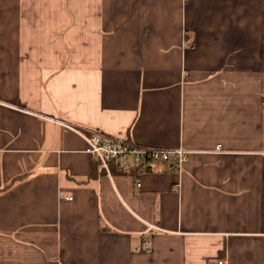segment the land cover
Segmentation results:
<instances>
[{
    "label": "crops",
    "instance_id": "obj_1",
    "mask_svg": "<svg viewBox=\"0 0 264 264\" xmlns=\"http://www.w3.org/2000/svg\"><path fill=\"white\" fill-rule=\"evenodd\" d=\"M262 101L264 0H0V264H264Z\"/></svg>",
    "mask_w": 264,
    "mask_h": 264
},
{
    "label": "built area",
    "instance_id": "obj_2",
    "mask_svg": "<svg viewBox=\"0 0 264 264\" xmlns=\"http://www.w3.org/2000/svg\"><path fill=\"white\" fill-rule=\"evenodd\" d=\"M262 113L264 114V101H262ZM76 131L84 139V151L95 161L97 171L109 177L111 164L123 169L131 167L142 169L149 165L166 164L170 169L179 170L188 155V151L183 148L169 149L140 145L129 141L125 136L107 135L95 130ZM136 186H140L138 179ZM140 248L145 252L149 250L146 245Z\"/></svg>",
    "mask_w": 264,
    "mask_h": 264
},
{
    "label": "trees",
    "instance_id": "obj_3",
    "mask_svg": "<svg viewBox=\"0 0 264 264\" xmlns=\"http://www.w3.org/2000/svg\"><path fill=\"white\" fill-rule=\"evenodd\" d=\"M95 166H96V163H95ZM111 169H112V172H117L120 174H133V175L138 174V172L142 170V169H139L138 167H131L128 169H123L116 164H111Z\"/></svg>",
    "mask_w": 264,
    "mask_h": 264
}]
</instances>
